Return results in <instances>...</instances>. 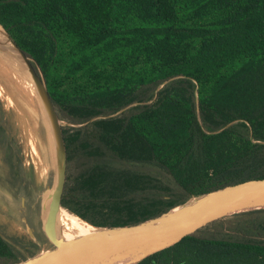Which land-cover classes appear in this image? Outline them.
<instances>
[{
	"label": "trees",
	"instance_id": "trees-1",
	"mask_svg": "<svg viewBox=\"0 0 264 264\" xmlns=\"http://www.w3.org/2000/svg\"><path fill=\"white\" fill-rule=\"evenodd\" d=\"M0 24L72 125L68 203L81 220L129 227L264 176V0H0ZM0 146L33 235L0 229V264H18L45 248L46 189L32 199L1 124ZM138 264H264V208Z\"/></svg>",
	"mask_w": 264,
	"mask_h": 264
},
{
	"label": "water",
	"instance_id": "water-1",
	"mask_svg": "<svg viewBox=\"0 0 264 264\" xmlns=\"http://www.w3.org/2000/svg\"><path fill=\"white\" fill-rule=\"evenodd\" d=\"M0 60L33 94L46 129L51 185L42 221L43 264H138L186 237L242 213L264 208V176H261L194 198L133 226L103 228L108 232L99 237L79 234L70 224L74 214L68 203L75 164L71 124L53 95L46 73L1 24ZM30 260L18 264H28Z\"/></svg>",
	"mask_w": 264,
	"mask_h": 264
},
{
	"label": "rangeland",
	"instance_id": "rangeland-1",
	"mask_svg": "<svg viewBox=\"0 0 264 264\" xmlns=\"http://www.w3.org/2000/svg\"><path fill=\"white\" fill-rule=\"evenodd\" d=\"M32 98L35 102L29 96L24 95L20 85L0 67V124L5 127L8 138L18 149L27 178L33 181L30 191L32 199L36 200L40 188L46 189L41 195V220L43 221L50 189L48 186L49 179L51 180L50 161L41 108L39 111L37 100L34 96ZM7 155L8 149L0 146V229L9 234L33 237L31 230L26 226L24 217L27 198L23 195L20 186L13 182L10 167L4 161ZM112 166L137 172V165L118 163ZM153 173L162 176L158 171H153ZM80 220L74 215L70 222L73 226L76 223L88 224ZM44 257L45 248L30 261L43 260Z\"/></svg>",
	"mask_w": 264,
	"mask_h": 264
},
{
	"label": "bare ground",
	"instance_id": "bare-ground-1",
	"mask_svg": "<svg viewBox=\"0 0 264 264\" xmlns=\"http://www.w3.org/2000/svg\"><path fill=\"white\" fill-rule=\"evenodd\" d=\"M0 67L2 68V70L11 78H13L22 88L24 95H26L27 97L29 96L33 102H35L34 98H32V94L31 91L29 90V88L25 85V83L20 79V77L13 72L6 64H4L3 62H1L0 60ZM39 111H40V107L37 104ZM78 218V217H77ZM81 221V220H80ZM82 222V221H81ZM85 222V221H84ZM83 223V222H82ZM71 224V222H70ZM77 225V226H76ZM76 225H72V227H74V229L76 230V232H78L79 234L86 236L88 238H95V237H99L102 236L104 234H106L108 232V230L103 229V228H97L95 226H92L91 224H79L76 223ZM45 262V259L43 260H37V261H29L28 264H43Z\"/></svg>",
	"mask_w": 264,
	"mask_h": 264
}]
</instances>
